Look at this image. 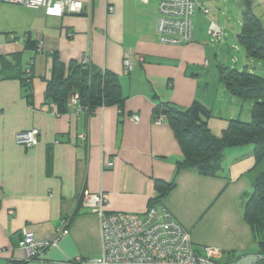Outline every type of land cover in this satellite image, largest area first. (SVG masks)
I'll use <instances>...</instances> for the list:
<instances>
[{
  "label": "crops",
  "instance_id": "obj_1",
  "mask_svg": "<svg viewBox=\"0 0 264 264\" xmlns=\"http://www.w3.org/2000/svg\"><path fill=\"white\" fill-rule=\"evenodd\" d=\"M82 1L81 14L56 17L43 7L0 0V264H72L76 257L101 256L100 217L81 207L85 192H104L108 211L127 213H144L159 199L199 252L212 246L223 251L226 263L264 264V229L254 228L244 215L264 176V157L256 159L252 144L238 145L224 150L219 176L192 168L178 173L183 150L166 116L158 122L155 111L164 103L186 110L200 102L211 110L209 128L221 136L230 120L251 119L254 100L229 92L218 72L225 64L209 59L212 50L195 28L188 44L159 42L158 0ZM253 9L264 20V0H253ZM212 24L225 34L219 23ZM28 37L43 41L44 51L30 47ZM84 52L92 58L88 71L117 76L125 98L121 107L79 110L70 100L75 90L65 103L51 99L54 58L67 76ZM134 53L146 59L126 74L125 58ZM245 54L234 58L232 67L264 76V63ZM31 60L27 86L23 71ZM52 103L55 107L48 106ZM35 128L36 146L16 140L18 132ZM173 180L176 186L162 196L161 187ZM64 217L69 233L59 245L27 261L19 247L24 232L46 239Z\"/></svg>",
  "mask_w": 264,
  "mask_h": 264
},
{
  "label": "built area",
  "instance_id": "obj_2",
  "mask_svg": "<svg viewBox=\"0 0 264 264\" xmlns=\"http://www.w3.org/2000/svg\"><path fill=\"white\" fill-rule=\"evenodd\" d=\"M6 1L30 7H43L47 16L56 17L81 14L85 9L82 0ZM197 9L207 11L204 0H158L159 42L171 45H185L192 42L193 17ZM209 33L218 40L224 36L221 28L215 24H212ZM36 51L38 53L44 51L43 41L38 43ZM145 59L142 54L127 55L124 61V73H130ZM33 63L34 61L31 60L27 68L30 76ZM91 63V54L84 52L80 64L83 68H87ZM70 100L79 110L94 112L80 103L78 93L71 95ZM48 106L55 107V104ZM139 118L138 114L132 115L135 121H139ZM156 119L158 122L162 121L163 115ZM39 135L40 131L36 128L21 131L16 134V140L27 147H33L38 144ZM107 166L111 168L113 162H108ZM109 205L108 196L104 192L84 193L81 207L97 211L100 217L103 254L95 258L76 257L71 261L72 264H229L223 261V251L217 247L207 246L204 247V252H199L193 244L190 232L160 202L150 204L144 213L108 211ZM68 233L69 217H64L52 235L46 239H37L33 232L25 231L19 247L27 261L38 260L48 248L58 246Z\"/></svg>",
  "mask_w": 264,
  "mask_h": 264
},
{
  "label": "trees",
  "instance_id": "obj_3",
  "mask_svg": "<svg viewBox=\"0 0 264 264\" xmlns=\"http://www.w3.org/2000/svg\"><path fill=\"white\" fill-rule=\"evenodd\" d=\"M241 6L243 16L238 34L239 43L250 58L264 61V20L254 12L253 0H241ZM27 40L30 47L35 50L38 48L36 41L29 37ZM55 53L52 54L56 57ZM64 67L62 62L54 58L52 77L48 81L51 99L65 103L75 90L79 94L80 103L90 110L95 111L113 104L120 107L123 105L125 98L115 74L108 71L92 73L87 70L88 67L83 68L80 63H72L71 72L65 76ZM23 76L25 85L30 86L33 73L30 76L26 68ZM219 76L229 92L254 100L251 119L230 120L224 133L217 136L208 126L211 110L200 102H194L186 110H180L168 103L157 106L156 113L158 116H166L184 153V159L177 162L178 173L192 168L206 176H219L224 150L238 145L252 144L256 159L259 161L264 157V76L251 72L248 67L240 70L226 65L219 67ZM175 186L176 180L162 186V196ZM155 201L158 202L159 199ZM244 215L254 228L264 229V176L255 183L246 202ZM261 246L264 256V241Z\"/></svg>",
  "mask_w": 264,
  "mask_h": 264
},
{
  "label": "rangeland",
  "instance_id": "obj_4",
  "mask_svg": "<svg viewBox=\"0 0 264 264\" xmlns=\"http://www.w3.org/2000/svg\"><path fill=\"white\" fill-rule=\"evenodd\" d=\"M205 4L207 11L197 9L193 17L195 33H201L207 39L212 50V56H209V59L216 61L217 65L222 63L231 67L235 66L234 58L241 59L246 55V49L239 43L237 37L243 16L241 0H215L205 2ZM212 21H216L224 29L225 34L221 41L208 33ZM255 61L264 63L263 60Z\"/></svg>",
  "mask_w": 264,
  "mask_h": 264
},
{
  "label": "water",
  "instance_id": "obj_5",
  "mask_svg": "<svg viewBox=\"0 0 264 264\" xmlns=\"http://www.w3.org/2000/svg\"><path fill=\"white\" fill-rule=\"evenodd\" d=\"M49 96H51V95L49 94Z\"/></svg>",
  "mask_w": 264,
  "mask_h": 264
}]
</instances>
